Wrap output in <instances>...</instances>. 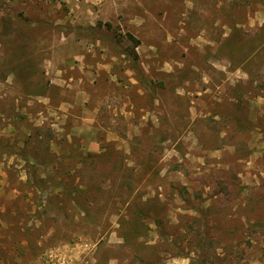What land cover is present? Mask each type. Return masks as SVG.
<instances>
[{
  "label": "rangeland",
  "instance_id": "374dc122",
  "mask_svg": "<svg viewBox=\"0 0 264 264\" xmlns=\"http://www.w3.org/2000/svg\"><path fill=\"white\" fill-rule=\"evenodd\" d=\"M48 252L264 264V0H0V264Z\"/></svg>",
  "mask_w": 264,
  "mask_h": 264
},
{
  "label": "built area",
  "instance_id": "2783aa9c",
  "mask_svg": "<svg viewBox=\"0 0 264 264\" xmlns=\"http://www.w3.org/2000/svg\"><path fill=\"white\" fill-rule=\"evenodd\" d=\"M38 264H74V261L70 262L66 254L48 252L40 258Z\"/></svg>",
  "mask_w": 264,
  "mask_h": 264
},
{
  "label": "trees",
  "instance_id": "16d2710c",
  "mask_svg": "<svg viewBox=\"0 0 264 264\" xmlns=\"http://www.w3.org/2000/svg\"><path fill=\"white\" fill-rule=\"evenodd\" d=\"M106 28L109 29V30H112L110 25H106ZM125 39L130 42L132 44V51L130 52V54L136 58V54L134 52V49L139 45V41H137L132 35L130 34H125L124 35ZM137 214V213H136Z\"/></svg>",
  "mask_w": 264,
  "mask_h": 264
}]
</instances>
